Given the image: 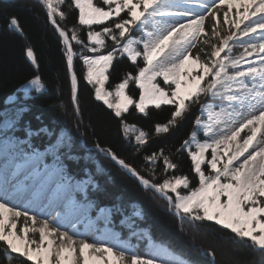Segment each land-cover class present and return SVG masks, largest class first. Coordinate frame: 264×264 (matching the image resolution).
<instances>
[{
	"label": "snow or ice",
	"instance_id": "obj_1",
	"mask_svg": "<svg viewBox=\"0 0 264 264\" xmlns=\"http://www.w3.org/2000/svg\"><path fill=\"white\" fill-rule=\"evenodd\" d=\"M39 2L63 42L77 111L73 41L81 45L84 80L94 87L96 100L121 120L125 135L136 131L123 119L130 107L147 115L150 106H172L167 122L154 126L160 135L176 127L193 105H200L194 128L178 149L190 159L195 185L188 175L154 180L155 169L146 178L111 148L99 143L96 148L160 194L176 215L214 222L246 247L264 252V0H71L69 6L78 10V25L87 29V42L75 27L69 33L58 22L57 17L66 18L60 7L65 0ZM9 27L23 35L17 17H10ZM106 41L113 45L107 51ZM26 56L37 65L32 47H26ZM117 56H126L136 70L109 90L105 84ZM130 83L139 89L138 98L128 94ZM28 85L25 95L32 89L39 92L41 77L34 76ZM24 111L18 109L17 117ZM18 123L14 118L7 127L15 129ZM24 131L39 136L45 130ZM5 137V164L10 167L0 175V244L6 257L15 254L24 258V264H188L163 246H155L154 254L146 256L123 243L77 239L74 231L61 230V212L31 210L41 193L19 179L15 159L19 152L26 163L42 162V154L31 144L26 151L7 133ZM134 140L142 146L148 134L139 130ZM50 147L59 151L56 145ZM144 159L152 164L162 161L165 173L178 167L163 149Z\"/></svg>",
	"mask_w": 264,
	"mask_h": 264
},
{
	"label": "trees",
	"instance_id": "obj_2",
	"mask_svg": "<svg viewBox=\"0 0 264 264\" xmlns=\"http://www.w3.org/2000/svg\"><path fill=\"white\" fill-rule=\"evenodd\" d=\"M70 2L65 0L60 6L66 18L61 21L57 17V20L69 33L75 27L79 38L87 42V29L78 25V10L70 7ZM95 2L100 3V0ZM45 13L39 0H0V175L6 166L7 133L8 138L19 141L25 150L27 144H31L42 154V160L70 177L68 188H72L75 180L84 181L89 191L87 205L94 210L97 207L104 210L96 214L95 224L110 221L108 236L119 234L130 248L151 240L168 243L198 264H264V252L246 247L233 238L230 230L214 222L178 218L160 194L144 187L96 148L97 143L111 148L146 178L152 174L150 170L155 169L154 180L173 174L188 175L195 185L190 159L186 152L178 149L193 130L200 105H193L176 127L160 135H156L154 126L167 122L172 106L162 105L160 109L150 106L147 115L130 107L123 119L127 125L135 126L136 131L125 135L121 120L102 101L96 100L94 87L84 80L86 69L80 59L81 45L73 41V51L77 54L73 61L78 78L77 111L71 97L63 42ZM13 16L19 19L23 35L10 29L9 19ZM106 43L105 51L113 46L111 41ZM29 46L35 52L38 66L26 56ZM137 63L143 66L140 60ZM135 70L136 66L126 56H117L105 87L112 90L127 72L135 74ZM36 75L41 77L43 87L39 92L32 89L25 95L30 88L28 81ZM127 92L138 98L139 89L134 84H129ZM20 108L25 111L17 117ZM14 118L19 123L15 129H9L7 122ZM25 127L33 130L43 127L45 131L39 136H27ZM139 130L148 134L147 143L142 146L134 140ZM198 138L204 139L202 132L198 133ZM50 145H56L59 151ZM161 149L178 165L174 172L165 173L162 161L152 164L144 159ZM21 155L17 152V157ZM0 264H24V258L15 254L6 257L0 244Z\"/></svg>",
	"mask_w": 264,
	"mask_h": 264
},
{
	"label": "rangeland",
	"instance_id": "obj_3",
	"mask_svg": "<svg viewBox=\"0 0 264 264\" xmlns=\"http://www.w3.org/2000/svg\"><path fill=\"white\" fill-rule=\"evenodd\" d=\"M240 50L237 43L236 51ZM15 164L20 166L19 179L32 190L41 193L38 204L33 205L31 210L36 211L38 214L52 212L55 215L56 211L61 212L63 215L61 230L74 231L77 233V239L86 238L89 242L116 244L117 246L123 243L130 248L125 243L126 240L120 237L119 234L108 236L107 229L111 225L110 221L102 220L95 224V216L97 213H101L103 208L97 207L94 210L87 205L85 201L89 197V191L84 181L75 180L72 183V188H68L71 178L62 175L44 160L42 162L30 161L26 163L23 155H21L15 159ZM9 167L10 165L6 166L3 175L7 173ZM21 206L23 207V205ZM178 218L182 219L181 216H178ZM73 224L76 225L75 229L72 228ZM155 246H163L174 257L184 259L188 264H198V262L195 263L186 258L173 246L164 242L155 243L150 240L147 244L133 249L137 253L147 256L154 254Z\"/></svg>",
	"mask_w": 264,
	"mask_h": 264
}]
</instances>
